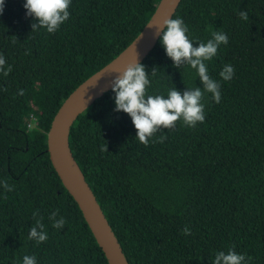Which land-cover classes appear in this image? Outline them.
I'll list each match as a JSON object with an SVG mask.
<instances>
[{
    "label": "trees",
    "instance_id": "16d2710c",
    "mask_svg": "<svg viewBox=\"0 0 264 264\" xmlns=\"http://www.w3.org/2000/svg\"><path fill=\"white\" fill-rule=\"evenodd\" d=\"M159 2L72 0L69 20L50 34L32 30L26 0H5L0 53L13 70L0 73V264H23L25 255L37 264H108L52 166L47 135L70 94L134 41ZM177 17L194 42L228 35L207 62L221 102L206 94L202 124L178 122L146 147L130 116L114 110L111 90L74 123L71 151L130 264H213L233 246L264 264V0H182ZM142 64L149 75L158 69L149 94L203 87L195 70L174 67L161 37ZM226 64L235 69L229 82L219 75ZM57 210L61 229L49 219ZM36 219L48 233L40 244L28 238Z\"/></svg>",
    "mask_w": 264,
    "mask_h": 264
},
{
    "label": "clouds",
    "instance_id": "9594fccd",
    "mask_svg": "<svg viewBox=\"0 0 264 264\" xmlns=\"http://www.w3.org/2000/svg\"><path fill=\"white\" fill-rule=\"evenodd\" d=\"M72 0H26L24 4L27 16L34 18L31 28L33 31L46 29L50 34L60 30L61 26L70 18V7ZM5 0H0V14L3 13ZM239 18L247 21L249 19L246 11H239ZM151 27V26H150ZM32 31V32H33ZM189 27L182 18L166 19L157 28V34L162 33L161 44L166 55L174 62V67L189 66L195 70L203 87H191L184 91L176 87L167 91V95H152L148 89L151 87L150 77H155L157 68H153L149 75L146 67L138 61L129 64L122 72L116 73L111 82L114 93L115 111L123 112L130 116L137 130L136 139L146 147L149 142L163 143L167 136L157 137L156 134L162 129H174L178 122L186 127L196 128L205 119V95L211 94L212 100L219 104L222 100L221 83L209 75L207 62L217 56L221 46L229 43V38L222 30L212 32L207 42H194L189 36ZM194 43L198 46H194ZM6 61L0 53V73L7 77L12 72V66L5 67ZM220 78L229 82L234 78L235 69L231 64H226L219 73ZM24 95V90H20ZM3 187L6 192L14 190L5 180ZM38 213H34L36 217ZM59 216V210L53 212L49 219L53 221L52 226L61 229L66 224L64 217ZM183 234L191 235L188 226L183 229ZM30 240L37 244L48 240V233L42 219H36L30 228ZM251 257L235 251V246L227 252L219 251L215 254L213 264H250ZM23 264H37L35 256L25 255Z\"/></svg>",
    "mask_w": 264,
    "mask_h": 264
},
{
    "label": "water",
    "instance_id": "95a60500",
    "mask_svg": "<svg viewBox=\"0 0 264 264\" xmlns=\"http://www.w3.org/2000/svg\"><path fill=\"white\" fill-rule=\"evenodd\" d=\"M182 0H160L149 22L134 41L114 60L83 82L65 100L47 135V152L62 185L78 205L108 264H130L93 190L70 148V132L80 115L112 90L116 73L129 64L143 63L156 47L162 33L157 28L174 17ZM151 26V27H150Z\"/></svg>",
    "mask_w": 264,
    "mask_h": 264
},
{
    "label": "rangeland",
    "instance_id": "374dc122",
    "mask_svg": "<svg viewBox=\"0 0 264 264\" xmlns=\"http://www.w3.org/2000/svg\"><path fill=\"white\" fill-rule=\"evenodd\" d=\"M35 119H36V117H35ZM32 120V119H31ZM35 126H39V124H38V120H35V121H33L32 123H31V129H34L35 128Z\"/></svg>",
    "mask_w": 264,
    "mask_h": 264
},
{
    "label": "built area",
    "instance_id": "2783aa9c",
    "mask_svg": "<svg viewBox=\"0 0 264 264\" xmlns=\"http://www.w3.org/2000/svg\"><path fill=\"white\" fill-rule=\"evenodd\" d=\"M31 119H32L33 121L36 120L34 116H31ZM30 126H31V123L29 124V127H30Z\"/></svg>",
    "mask_w": 264,
    "mask_h": 264
}]
</instances>
